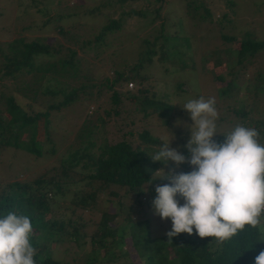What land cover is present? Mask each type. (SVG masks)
Here are the masks:
<instances>
[{
  "label": "rangeland",
  "instance_id": "1",
  "mask_svg": "<svg viewBox=\"0 0 264 264\" xmlns=\"http://www.w3.org/2000/svg\"><path fill=\"white\" fill-rule=\"evenodd\" d=\"M111 20L116 21L118 26H113L102 36V27ZM99 34L100 38L94 40ZM19 38L24 42L42 39L48 44L50 52L35 54L32 65L14 70L16 65L10 58L16 51L15 48L10 51L8 46ZM245 39L264 41V0H0L1 128L6 129L8 111L5 100L8 97L30 115L42 112L48 105L62 101L74 89L78 90L82 82L81 74L90 76L96 84L104 77L114 78L116 72L133 78L129 68L137 64L146 49L153 51L149 55L150 62L141 65L142 83L136 77L121 80L113 86V90L119 93L118 103L111 101V90L108 88L100 87L98 95L96 87L91 89L92 95L77 91L74 100L59 110H50L45 129L42 117L38 119L35 154L17 147L0 146V190L11 182L28 183L38 177L61 181L62 175L56 174L61 169V162L69 153L81 149L87 139L93 142V146L86 152L95 155L102 139L108 143L125 139L134 146L138 143L135 134L142 127L162 138L166 130L156 123L157 119L147 117L139 121L141 114L136 115V107L147 108L141 102L151 97L177 105L182 111L189 99L214 98L218 114L227 120L220 122L217 118V134L229 133L240 121L231 112L229 104L233 107L247 104L250 107L252 112L245 118L246 123L257 118L264 111V91L257 90L254 96L251 86L252 83L264 85V75H261L264 73V48L251 56L246 53L242 61L244 66L239 68L234 63L233 51ZM218 58L222 62L215 65L214 59L217 61ZM46 64L49 70L40 71ZM230 67L237 70V77L232 80ZM216 75H221L222 80H217ZM128 81L134 85L126 91L123 83L125 85ZM229 81L232 82V93L220 100L218 91L225 88ZM177 82L181 83L180 91L174 88ZM114 109L118 110L116 114ZM223 109L228 110L229 115L225 116ZM174 118L178 125L183 126L180 131H190L192 121L188 112L177 114ZM88 126H91V134L81 140L77 138ZM6 132H0V141L7 135ZM21 138L27 140L26 136ZM177 138L168 134L165 142L170 139L169 147L182 154L183 144L175 142ZM83 158L72 167L77 174L90 170L84 165ZM165 167L173 173L193 170L188 163L176 167L172 161ZM160 183L163 185L164 181ZM67 185L64 193L50 192L51 196L46 193L47 199L41 206L36 205L35 210L41 214L42 220L49 217L61 220L63 215L74 228L84 224L85 227L78 230L89 235L93 228L88 226L95 225L99 213L111 209V203L118 197L105 195L94 202L93 210L78 211L73 203L77 188L73 183ZM152 186L150 200L156 196V184ZM177 199L180 204L184 203L183 198L178 196ZM119 200L126 205L132 202L131 199ZM22 206L26 207V203ZM142 210V213L146 211L141 214L143 218H148L151 236L164 235L172 230L170 218L162 220L154 214L152 206H144ZM78 212L81 213L80 220H76ZM262 223L264 216L261 217ZM71 231L73 227H68L51 242H48L45 231L41 233L33 229L31 234L41 242L47 238V252L51 258L61 264H80L79 256L84 255L89 247L87 238L85 243L81 238L74 240L73 236H69ZM128 232L126 227L121 230V240L113 248L120 249L125 255L104 264H124L126 261L128 264H141ZM262 238L264 241V232Z\"/></svg>",
  "mask_w": 264,
  "mask_h": 264
},
{
  "label": "trees",
  "instance_id": "2",
  "mask_svg": "<svg viewBox=\"0 0 264 264\" xmlns=\"http://www.w3.org/2000/svg\"><path fill=\"white\" fill-rule=\"evenodd\" d=\"M155 1L164 2L166 0ZM113 26L117 27L118 23L112 20L109 24L104 25L101 30L102 36L105 31L114 28ZM101 34L95 36L94 40H98ZM8 48L10 51L15 48L16 51V53H12L13 58H10L14 65H16L14 70H18L24 66L28 67L29 64L32 65L33 55L50 52L48 44L42 39L24 42L22 38H19L13 40ZM262 48H264V41L249 39L240 41L238 48L235 49L236 51H233V55L235 56L234 63L239 65V68L243 67L242 61L245 59L246 53H249L248 55L251 56L258 49ZM152 53L151 49H146L137 64L129 68V71H131L130 76L139 78L137 80L139 83H142L144 79V76L140 73L141 65L144 62H150L149 55ZM225 55L228 56V53ZM221 62L220 58L217 61L214 59L215 65L221 64ZM47 65L42 66L40 71L49 70L50 67ZM52 65L54 64L52 63ZM236 73L237 70L230 67L231 80L237 77ZM261 75L263 76L264 73ZM133 78L125 76L123 72H116L114 78L108 79L104 77L100 83L96 84L91 81L90 76L81 74L80 79H82V82L79 84L78 90L74 89L70 94L63 97L62 101L50 104L46 110L33 113L32 115L19 107L13 101L14 99L8 97L5 100L6 110L8 111V118L5 122L6 129L0 127V132L7 131V135L0 141V146L17 147L27 153L35 154L37 151L35 136L38 128L37 122L40 117H42V125L45 129L48 125L47 118L49 117L50 110H59L69 101L74 100L77 91L92 95L91 89L93 87H96V95L101 92L100 87L110 89L111 101L118 103L120 100L119 93L113 90V86L121 80ZM215 78L219 81L222 80L221 75H216ZM231 84L232 82L229 81L225 88L219 89L218 98L220 100L227 98L229 92L232 93ZM123 86L125 88L124 83ZM263 86L259 83H252V95L255 96L257 90L263 89L264 91ZM180 87V82H177L174 86L179 91L181 90ZM137 89L142 90L140 88ZM125 90L128 91L127 89ZM141 103H145L147 108L142 107L140 109L136 107V115L141 114L138 120L143 121L147 117H153L157 119L156 123L162 126L167 134L164 133L162 138H160L153 135L148 128L142 127L135 134L138 143L134 146L125 139L112 143H108L105 139H102L96 148L95 155L91 154V152H86L87 148L93 146V142L87 139L86 144L81 149L69 153L66 159L61 162V169L56 173L57 176L62 175L61 181L54 180L52 177L48 179L38 177L28 183L11 182L1 189L0 216L6 215L10 211L16 212L18 215L28 216L35 231L41 233L45 231L48 233V242L55 241L59 234L67 231L68 227H73V231H71L69 236H73L74 240L81 238L83 239V243H85V238H87L86 243L89 246L85 251L86 253L79 256L80 264H104L108 261H117L119 255L124 256L125 253H122L120 249L113 248L115 243L121 240V230L125 227L129 231L132 246L141 264H254L255 257L261 251H264V241L262 238L264 223L255 228L246 225L243 230L238 231L236 235L225 241H218L214 237L201 238L196 233L195 228L191 235L179 233L173 236L171 241H169L166 234L159 236L150 235L148 218L142 217V214L146 211L142 213V209L144 206L146 208L152 206V200H150V192L154 189L152 185H161L160 181L162 180L159 179L158 181V179H155L158 173L153 172L162 168L166 173L169 172V168H166L165 164L153 161L151 156L159 151L161 145L165 143V138L168 134L176 135L178 138L175 142L183 144L182 154L189 155L187 149L184 147L187 143L184 140L190 137V131H180V127L182 128L183 126L182 124L178 125L174 118L177 114L187 113L186 110L182 111L181 107L166 102L163 99L152 97L145 101L142 100ZM229 107L231 112H234V116L240 120L236 125L255 129L258 132V142L264 145V111L262 113L258 112L260 114L257 118L249 119L250 122L246 123L245 118L252 112L247 104H239L238 107H233L229 104ZM117 111L114 109L113 113L116 114ZM104 112L106 114L109 113L107 110H104ZM222 112H224L225 116L229 115V111L226 109H223ZM218 117L220 122L227 121L219 114ZM100 120L102 121V118ZM91 132V126H88L77 138L80 140L86 138ZM128 134L131 135L130 132ZM224 134L227 133L221 132L213 137V139L217 143L223 142L225 139ZM25 136L27 137L26 141H24V138H21ZM81 158L85 160L84 165L90 167V170L87 173L77 174V172L72 171V167L77 165ZM65 160L66 163L64 164ZM150 178L152 180L148 183ZM162 181H164V184L170 183L167 180ZM70 183H73L77 188L74 192L73 203L78 208V211L93 210L94 202L105 195L118 197L116 201L111 203V209H106L99 213L98 221L95 225L88 226L93 228L89 235H86V232L78 230V228L85 227L84 224L74 228L69 219L64 218L63 215L60 217L61 220L52 217L42 220L41 214H39L37 209V211L35 210L36 205L41 206L47 199L46 193L49 196L60 192L64 193L65 187ZM119 197L131 199L132 202L130 205H126L122 200H119ZM23 203H26V207L22 206ZM80 218L81 213L78 212L76 220H80ZM47 238L45 242H41L35 235H30V243L35 248V255L33 257L35 264H61L59 261L51 258L47 252ZM116 249L117 251H114ZM83 257L84 262H82ZM124 264H128V262L126 261Z\"/></svg>",
  "mask_w": 264,
  "mask_h": 264
},
{
  "label": "clouds",
  "instance_id": "3",
  "mask_svg": "<svg viewBox=\"0 0 264 264\" xmlns=\"http://www.w3.org/2000/svg\"><path fill=\"white\" fill-rule=\"evenodd\" d=\"M215 99H189L183 105L192 121L190 138L184 147L186 157L177 149L163 143L151 156L165 165L172 161L176 167L188 163L193 170L187 173H153L155 179L170 183L155 187L152 200L154 214L163 220L170 218L172 230L166 235L171 241L179 233H193L199 237H214L225 241L245 226L261 224L264 216V145L257 140L253 128L236 125L224 134L223 143H217ZM151 178L148 183L151 182ZM177 196L183 198L180 204ZM33 231L30 218L8 212L0 216V264H35V248L30 243ZM254 264H264V251Z\"/></svg>",
  "mask_w": 264,
  "mask_h": 264
},
{
  "label": "built area",
  "instance_id": "4",
  "mask_svg": "<svg viewBox=\"0 0 264 264\" xmlns=\"http://www.w3.org/2000/svg\"><path fill=\"white\" fill-rule=\"evenodd\" d=\"M133 82H131V81H128L126 84H125V88L127 89V90H130L132 87H133Z\"/></svg>",
  "mask_w": 264,
  "mask_h": 264
}]
</instances>
